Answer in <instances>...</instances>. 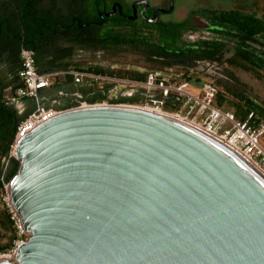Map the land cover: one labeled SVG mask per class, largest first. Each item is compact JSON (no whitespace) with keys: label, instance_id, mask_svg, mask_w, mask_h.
<instances>
[{"label":"water","instance_id":"water-1","mask_svg":"<svg viewBox=\"0 0 264 264\" xmlns=\"http://www.w3.org/2000/svg\"><path fill=\"white\" fill-rule=\"evenodd\" d=\"M14 156L6 192L30 237L0 264H264V171L184 119L86 103Z\"/></svg>","mask_w":264,"mask_h":264},{"label":"trees","instance_id":"trees-1","mask_svg":"<svg viewBox=\"0 0 264 264\" xmlns=\"http://www.w3.org/2000/svg\"><path fill=\"white\" fill-rule=\"evenodd\" d=\"M17 0H0V189L4 190L13 176L17 173L20 162L11 155L12 145L14 144L16 133L21 121L28 116L35 108L33 98L25 97L22 101L26 104L24 112H20L16 104L11 103V97L16 94L20 87L25 86L24 80L20 76L22 69L21 49L30 48L35 51L37 59V68L43 70L47 68L50 72L79 70L86 71L98 76L131 78L144 80L146 72L140 70H123L115 68H104L103 66H91L88 68L80 65L73 66L75 54L73 48L80 45L83 48H91L116 54L123 50H133L142 55L145 62L151 67L150 70H169L175 72V83L183 81L178 77L182 74L185 80H190L191 66L180 64L179 61L191 60H222L225 50L231 43L234 45V56L240 57L249 65L242 64L247 69L250 65H255L254 49L250 47V42H257L259 36L264 35V17H260L254 12H245L239 9H215L201 8L193 10L188 17L180 22H165L159 19L157 23L146 22H128L129 20L119 19L116 22L109 23L106 30L103 31L107 37L97 41L92 38H85L81 35L70 36L69 51L57 53L52 62H47L48 56L37 52V44L48 43L50 40L44 38L37 40L30 33L25 34L23 28L29 30L40 20L41 15L36 13L35 0H24L22 6L14 7ZM14 7V8H13ZM200 16L204 18L209 25V30L215 37L199 39L195 42L187 40L193 17ZM43 24H49L46 16H42ZM45 19V20H44ZM64 43V41H62ZM61 48H65L64 45ZM231 63L233 60L228 59ZM180 68V69H179ZM148 70V71H150ZM62 76V77H61ZM101 80L93 82H75L74 77L69 74H60L54 76L51 85L62 88L64 85L71 86L73 92H80L84 100L89 103H97L109 100L103 93L104 86L110 88L112 82L101 83ZM219 81H214L216 94L214 104L225 110L224 103L226 97L220 90ZM76 85V86H75ZM67 92V91H66ZM43 105L48 107L46 97L40 95ZM158 97L164 99L165 109L173 112L177 109L179 97L174 94ZM143 93L140 92L133 97H123L111 101L115 103L140 104L144 100ZM32 102V103H31ZM32 105L29 107V104ZM245 104H238L235 111H231L235 118L240 121H247L258 128L264 124V110L250 100H245ZM79 103H71V107ZM34 105V107H33ZM251 112L255 117L249 119ZM4 229L7 234V240L0 242V252L11 248L19 239L18 219L7 202L3 203L0 209V230Z\"/></svg>","mask_w":264,"mask_h":264},{"label":"built area","instance_id":"built-area-1","mask_svg":"<svg viewBox=\"0 0 264 264\" xmlns=\"http://www.w3.org/2000/svg\"><path fill=\"white\" fill-rule=\"evenodd\" d=\"M21 59L22 69L20 71V76L24 80L25 86L18 88L16 94L12 96L10 100L11 103L17 105L20 112H24L26 108L24 109L21 107V103H24L22 99L25 97L33 98L36 103V109L28 114L18 126L16 138L11 149V155L13 156L18 140L25 137L40 124L50 120L61 112L54 108L45 107L40 92L51 85V80L54 76L69 73L74 77L77 83L84 81L93 82L105 78L108 82L116 84L120 90L126 88L140 90L145 98V101L140 104L115 103L110 99L97 102V104L133 105L164 112L167 111L165 109L164 99L158 97V94L163 96L174 94L178 96V107L173 111L176 115L204 131L220 136L226 143L234 147L238 152L264 171V147L260 143V137L264 133V124L255 128L254 125L249 123V120H237L233 113L217 107L213 102L217 90L211 81H201L203 84L200 93L196 94L187 90L186 86H190L199 79L192 76L190 80H185L182 74H178L177 78L183 81L175 83V77L177 75H175V72H173L171 68L165 71L150 70L147 72L144 80H136L131 78L103 77L79 70L59 72L39 70L37 68L35 51L26 47L21 49ZM86 103L88 102H82L74 107L84 106ZM254 117L255 113L251 112L249 119ZM18 230L19 240L13 252H0V259L6 256L11 258L12 255L16 254L18 245L26 240L25 234H27V232L19 220Z\"/></svg>","mask_w":264,"mask_h":264},{"label":"rangeland","instance_id":"rangeland-1","mask_svg":"<svg viewBox=\"0 0 264 264\" xmlns=\"http://www.w3.org/2000/svg\"><path fill=\"white\" fill-rule=\"evenodd\" d=\"M126 1L130 4L138 0ZM147 1L149 2V6L165 10L162 11L160 15V19L165 22H180L188 17L193 10L201 8L225 10L239 9L245 12H254L260 17H264V0H173L172 10H170L171 0ZM208 28V22L204 18L194 16L193 25L191 26L192 30H190L187 35V40L195 42L203 38L212 39L215 35ZM257 38V42H250L249 45L258 52L260 57L264 58V35ZM234 50V45L230 43L224 52L223 59L221 60L227 74L231 78L230 81L219 82L220 90L226 97L224 108L228 109V112L235 111V107L238 104L243 105L245 104V100H250L264 110V62L250 65V68L247 69L242 64L249 65V63L243 61L240 57L234 56ZM75 56L73 66L80 65L85 68L91 66H103L104 68L123 69L127 71L140 70L142 72H148V70L153 68L145 62L142 55L133 50H123L116 54H111L100 50L83 49L77 51ZM230 58L233 60V63L228 61ZM193 76H195V74H193ZM202 84L201 81H196L190 86H186V89L199 94ZM164 112L175 114L170 111ZM261 144L264 145V137L261 138ZM8 199L6 187L4 190L0 189V209H2L4 202L9 204ZM6 234L7 232L4 229L0 230V242H5L7 240ZM25 236L27 240L30 237V234L27 233ZM16 243L11 248L2 252H13ZM13 262L16 263L15 261Z\"/></svg>","mask_w":264,"mask_h":264},{"label":"flooded vegetation","instance_id":"flooded-vegetation-1","mask_svg":"<svg viewBox=\"0 0 264 264\" xmlns=\"http://www.w3.org/2000/svg\"><path fill=\"white\" fill-rule=\"evenodd\" d=\"M24 0H17L14 7L23 4ZM36 13L41 17L44 15L48 19V25L46 26L41 22L43 18L36 22L33 28L26 30L23 28L25 34L30 33L34 35L37 40L49 39L48 43L43 45L38 42L37 52L39 54H45L48 56V61L52 62L53 57L60 52L69 51V39L70 36L81 35L85 38H92L100 41L102 38L107 37L103 31L109 23H113L121 20H129L128 22H146L157 23L160 19L162 11H158L157 21H151L153 18L155 7L149 6L148 9H144V5H134V2L128 3L126 0H35ZM13 7V8H14ZM136 10V13H135ZM45 20V19H44ZM64 41V43L62 42ZM64 45V49L60 47ZM91 48H83L77 45L73 48V53L77 51ZM94 50V49H93ZM254 61L264 62V58L260 57L258 52L254 49ZM199 61L197 66H191V74H195V78L198 81H230L231 78L227 74L223 64L220 60H191ZM180 63V62H179ZM184 64V63H180ZM187 65V64H186ZM180 69V68H179ZM104 77V76H103ZM101 83L108 82L107 79H100ZM104 88L103 93L107 95L108 99L117 100L125 97H133L140 93V90L133 88L118 89L116 84H113L110 88L99 86ZM61 97L65 98L71 103L87 102L84 100L83 95L80 92H64L61 91Z\"/></svg>","mask_w":264,"mask_h":264},{"label":"crops","instance_id":"crops-1","mask_svg":"<svg viewBox=\"0 0 264 264\" xmlns=\"http://www.w3.org/2000/svg\"><path fill=\"white\" fill-rule=\"evenodd\" d=\"M47 62H49V61L47 60ZM43 70L44 71H48L47 68H44ZM70 87L71 86H69L67 84V85H64L62 88H57L54 84H52L49 87L44 88L43 90H41L40 95L46 97V101H47V104H48L47 108H54V109H56L58 111H62V110H66V109L71 108V102H69L68 100H65V98H62L61 97V93H60L61 91L73 92L72 91L73 89H71ZM28 104H29V107L32 106V105H30V103H28ZM21 107H23L25 109L26 108V104L25 103H21ZM33 107H34V105H33ZM35 108H36V105H35ZM262 137H264V133L260 137V143H261V138ZM262 146L264 147V145H262Z\"/></svg>","mask_w":264,"mask_h":264},{"label":"bare ground","instance_id":"bare-ground-1","mask_svg":"<svg viewBox=\"0 0 264 264\" xmlns=\"http://www.w3.org/2000/svg\"><path fill=\"white\" fill-rule=\"evenodd\" d=\"M157 112H159V111H157ZM163 113H165V112H163ZM165 114H167V115H169V116H175V117H178V118H181V119H183L182 117H180V116H178V115H175V114H171V113H165ZM185 120V119H184ZM232 147V146H231ZM232 148H234V147H232ZM235 149V148H234ZM249 160V159H248ZM6 257H9V256H6ZM16 256L15 255H12L11 256V258H15Z\"/></svg>","mask_w":264,"mask_h":264}]
</instances>
